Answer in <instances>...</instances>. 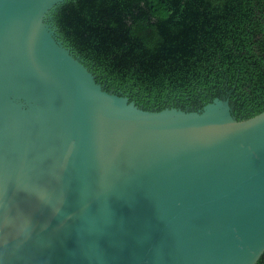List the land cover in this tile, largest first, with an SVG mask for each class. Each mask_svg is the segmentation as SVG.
Wrapping results in <instances>:
<instances>
[{
	"label": "water",
	"instance_id": "obj_1",
	"mask_svg": "<svg viewBox=\"0 0 264 264\" xmlns=\"http://www.w3.org/2000/svg\"><path fill=\"white\" fill-rule=\"evenodd\" d=\"M66 0H0V264H257L264 111L148 110L60 39Z\"/></svg>",
	"mask_w": 264,
	"mask_h": 264
},
{
	"label": "trees",
	"instance_id": "obj_2",
	"mask_svg": "<svg viewBox=\"0 0 264 264\" xmlns=\"http://www.w3.org/2000/svg\"><path fill=\"white\" fill-rule=\"evenodd\" d=\"M52 16L104 88L144 109L264 111V0H66Z\"/></svg>",
	"mask_w": 264,
	"mask_h": 264
}]
</instances>
